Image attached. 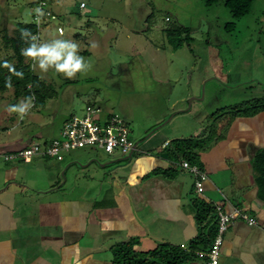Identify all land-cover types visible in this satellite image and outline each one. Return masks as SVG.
<instances>
[{
    "label": "crops",
    "instance_id": "1",
    "mask_svg": "<svg viewBox=\"0 0 264 264\" xmlns=\"http://www.w3.org/2000/svg\"><path fill=\"white\" fill-rule=\"evenodd\" d=\"M56 2L50 1L52 11L66 18L57 13ZM87 7L79 6L77 27H82ZM153 14L144 8L140 23L126 25L128 56L143 54L163 61L168 49L174 56L182 48H172L167 28L153 21ZM86 18V29L75 38L89 49L118 41V23L111 18L102 21L93 11ZM141 23L145 25L138 26ZM210 56L221 66L218 52L212 50ZM200 89L174 100L175 88L167 87L165 112L137 128L140 152L130 157L106 155L101 160L69 152L61 161L36 157L25 163L0 156V264H111L113 247L132 238L138 239L136 249L141 252L164 243L188 248L205 238L213 223L217 227L216 204L227 210L239 207L257 221L230 224L219 264H264V196L254 168L255 155L264 149V112L230 119V108L210 105L213 90L205 91L203 99ZM189 98L188 107L178 105ZM201 99L209 103L193 102ZM98 106L103 115L114 113ZM4 119L0 118V154L56 136H48L45 129L32 135L22 121L10 129ZM181 139L189 143L178 150L175 142ZM181 160L207 174L202 194L195 190L194 177L178 165ZM212 240L207 247L198 244L197 250L210 248ZM204 262L198 259L197 264Z\"/></svg>",
    "mask_w": 264,
    "mask_h": 264
},
{
    "label": "rangeland",
    "instance_id": "2",
    "mask_svg": "<svg viewBox=\"0 0 264 264\" xmlns=\"http://www.w3.org/2000/svg\"><path fill=\"white\" fill-rule=\"evenodd\" d=\"M29 1L0 0V62L4 61L8 68H13L17 60L2 37L5 32L13 35L18 20L32 21ZM81 2L88 7L83 11L80 28L77 27L80 19L77 12ZM223 3L224 0H218L216 4L206 6L201 0H57V13L66 14V18L58 17L42 29L40 45H53L55 40L75 42L78 45L76 55L83 57L84 67L73 78H68L53 67L43 71L36 60L25 59L24 63L32 64L38 77L37 93L45 95L44 106L41 102L35 104L34 100L16 97L13 87L0 89V118H5L6 127L22 121L30 134L45 129L51 137L59 135L70 117L81 116L87 105H100L127 119L131 137L137 142L142 137L137 128L146 126L159 113L165 112L162 99L166 96L163 97V92L169 86L175 88L174 100L200 86V95L203 94L204 99L205 91L211 88L214 92V103L210 104L213 109L232 108L264 96L261 91L264 90V0H255L251 12L239 20L232 18ZM144 8L147 12L153 10V21L162 27L189 28L193 41L186 43L182 35L178 38L183 41L182 48L174 56L168 49L163 61L156 58L152 61L151 57L149 60L143 54L128 56L131 44L125 37L126 30H129L126 25L134 27L140 23V12ZM89 11H93L94 17L104 19L102 21L111 18L118 23L116 43L89 49L82 40L75 38V34L86 29L84 21ZM229 22L235 23L231 30L226 29ZM57 27L63 29V34H58ZM86 48L87 53L83 54ZM212 50L219 53L221 66L216 59L212 61ZM211 62L219 72L217 77ZM261 84L263 87L259 86ZM203 99L193 102L209 103ZM19 100L24 103L19 106H27L23 119L8 110L18 105ZM189 101L190 98L178 105L188 107ZM69 154L92 155L101 160L107 157L95 148L77 149Z\"/></svg>",
    "mask_w": 264,
    "mask_h": 264
},
{
    "label": "built area",
    "instance_id": "3",
    "mask_svg": "<svg viewBox=\"0 0 264 264\" xmlns=\"http://www.w3.org/2000/svg\"><path fill=\"white\" fill-rule=\"evenodd\" d=\"M51 0H34L32 6V23L36 26V33L31 36V46L40 45L41 31L50 21L57 19L50 6ZM85 3H80L84 8ZM39 8L38 12L35 9ZM168 20V18H167ZM58 34H63V29L57 27ZM33 37H37L33 40ZM34 62V59L32 58ZM32 66V64H31ZM131 130L128 122L116 113L103 115L98 105L89 104L81 116L70 117L61 128L59 135L47 140H39L30 145L10 153H3L0 156L7 161H21L29 163L33 158L41 157L61 161L64 155L82 148H95L107 156L128 157L135 152H140L137 142L131 137ZM168 142L165 143V146ZM178 165L194 177L195 190L202 194L204 182L208 179L207 174L196 165L186 160H181ZM217 216V228L210 248L196 250L197 259H204V264H219L221 249L224 244L225 234L234 221H242L248 225H257L255 218L249 216L239 207L231 210L225 209L222 204L215 205ZM184 250L187 248L181 246Z\"/></svg>",
    "mask_w": 264,
    "mask_h": 264
},
{
    "label": "trees",
    "instance_id": "4",
    "mask_svg": "<svg viewBox=\"0 0 264 264\" xmlns=\"http://www.w3.org/2000/svg\"><path fill=\"white\" fill-rule=\"evenodd\" d=\"M206 6L214 5L218 0H201ZM255 0H224V6L229 10L234 20H239L247 16L252 9ZM234 22L226 24V29L234 28ZM26 29L30 33L21 38V30ZM36 33V26L30 23L19 22L15 25L13 35L3 34V41L6 47H9L16 57L17 64L13 68H8L4 61L0 62V89L6 90L13 87L16 97L34 100L42 105L45 95L40 96L38 92V77L34 74L31 64H25L26 57L22 54V49L31 47V36ZM184 37L186 43H191L190 29L187 27H171L166 29V38L174 50L179 49L183 45V41H178L179 37ZM39 94V95H38ZM188 111V110H187ZM264 112V96L253 98L245 101L240 105L229 109L230 119L237 116L253 117ZM178 113V112H177ZM216 116V114H215ZM189 140H176L175 144L178 150H182ZM254 168L259 173L257 179L261 195L264 196V149L260 150L254 158ZM212 210H210L211 212ZM215 223L210 227L206 237L200 239L184 250L179 245L168 243L160 244L155 249L141 252L136 249L139 241L136 238L129 239L125 242L116 244L112 249L111 264H197L198 259L195 255L197 245L212 240L216 232ZM205 241V242H204Z\"/></svg>",
    "mask_w": 264,
    "mask_h": 264
},
{
    "label": "clouds",
    "instance_id": "5",
    "mask_svg": "<svg viewBox=\"0 0 264 264\" xmlns=\"http://www.w3.org/2000/svg\"><path fill=\"white\" fill-rule=\"evenodd\" d=\"M38 11L39 8H36L35 12ZM29 33L28 30L22 29L21 38L23 39ZM32 39L36 40L37 37H33ZM77 50L78 45L75 42L64 43L61 40H55L53 45L42 44L36 46L33 44L27 49H22V54L36 60L43 71H47L49 67H53L56 72L63 73L68 78H73L84 67L82 64L83 57L76 55ZM26 107L16 105L10 107L8 110L9 112L18 113L19 118L23 119Z\"/></svg>",
    "mask_w": 264,
    "mask_h": 264
},
{
    "label": "water",
    "instance_id": "6",
    "mask_svg": "<svg viewBox=\"0 0 264 264\" xmlns=\"http://www.w3.org/2000/svg\"><path fill=\"white\" fill-rule=\"evenodd\" d=\"M190 102H191V100H190ZM190 102H189V103H190ZM130 156H131V155H129L128 157H130Z\"/></svg>",
    "mask_w": 264,
    "mask_h": 264
}]
</instances>
